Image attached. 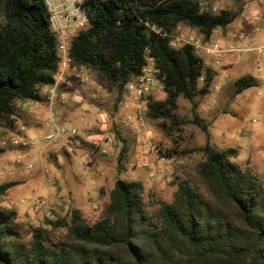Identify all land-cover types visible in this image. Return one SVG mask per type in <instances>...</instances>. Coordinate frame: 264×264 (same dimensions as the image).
<instances>
[{
	"label": "trees",
	"instance_id": "1",
	"mask_svg": "<svg viewBox=\"0 0 264 264\" xmlns=\"http://www.w3.org/2000/svg\"><path fill=\"white\" fill-rule=\"evenodd\" d=\"M84 6L90 25L73 38L74 62L113 85L121 106L126 85L151 54L165 96L147 97V117L169 135L186 122L176 116L179 98L195 112L217 72L192 45L173 47L164 33L183 25L209 38L244 9L214 12L198 0H85ZM59 59L45 1L0 0V130L16 127L22 103L45 101L42 88L55 81ZM234 84L240 94L260 80L244 74ZM194 117L208 135L194 149L204 157L193 177L177 182L172 202L146 200L141 180L118 177L104 218L91 223L72 206L67 215L45 216L28 241L16 210L0 206V264H264V183L235 160L236 148L212 144L207 124ZM76 139L90 145L83 134ZM155 149L163 157L182 154ZM17 184H0V198Z\"/></svg>",
	"mask_w": 264,
	"mask_h": 264
},
{
	"label": "rangeland",
	"instance_id": "2",
	"mask_svg": "<svg viewBox=\"0 0 264 264\" xmlns=\"http://www.w3.org/2000/svg\"><path fill=\"white\" fill-rule=\"evenodd\" d=\"M208 1L218 10H239L244 4L233 23L213 34V39L224 48L252 41L249 34L255 26L249 20L253 14L259 13L261 19L257 25L264 27L261 22L264 0ZM252 52L255 53L252 61L245 60L249 52H238L239 58L235 52H224L220 63L212 56L203 55L206 63L217 72L211 91L200 99L195 112L189 99L179 98L176 116L186 122L170 135L147 117V110L140 112L133 102L128 109L118 105L116 88L96 74H91L95 88L104 98L93 97L84 86L76 85L70 89L76 95V99L66 105L70 120L59 122L76 127L84 136L96 131L97 124L105 125L107 132L116 138V144L107 156L84 140L71 139L65 143L63 136L54 141L47 140L45 135L50 126L36 123L37 119H45V112L33 119L21 111L15 128L0 130V144L6 149L0 154V184L18 182L0 198V206L16 210L20 230L28 241L32 237V227L40 224L45 216L67 215L72 206L80 208L91 223L104 218L110 191L118 177L141 180L145 184L146 200L157 197L172 202L177 182L193 177L204 157L202 152L194 150L208 139L206 131L193 122L195 113L207 124L211 143L220 149L236 148L238 156L235 160L243 167L252 168L264 183V63L260 54ZM258 62L263 75L260 84L235 94L234 81L244 73L258 74ZM155 96L164 98L162 86ZM28 104H31L30 100L25 106ZM207 104H210L209 108ZM15 135H25L30 147L13 146L10 139ZM156 145L164 150L176 148L182 154L174 158L160 156L154 151ZM123 151L124 157L120 160ZM29 163L32 168L28 167Z\"/></svg>",
	"mask_w": 264,
	"mask_h": 264
},
{
	"label": "built area",
	"instance_id": "3",
	"mask_svg": "<svg viewBox=\"0 0 264 264\" xmlns=\"http://www.w3.org/2000/svg\"><path fill=\"white\" fill-rule=\"evenodd\" d=\"M47 10L50 13V27L56 35V47L60 56L58 62V70L55 74V81L48 86L42 88V95L45 97L47 114L45 119H37L36 123L44 127L50 126L45 138L54 141L58 137L63 136L64 142L69 143L71 139H76L81 135L80 131L73 126L60 123L58 120L55 104L60 102L68 104L76 99V95L69 90L77 86H84L89 90L93 97L104 98L95 88V80L92 75L83 67L78 66L70 55V47L74 36L85 30L90 25V18L85 9V0H44ZM202 6L208 5V0H198ZM214 12L218 11V7L211 6ZM259 13L253 14L249 22L253 23L259 20ZM169 36L170 43L173 47L184 45H192L201 55L212 56L216 63H220L221 55L224 52L237 53L256 51L262 57L264 63V40L254 42L250 40L243 41L238 46H230L224 48L220 42L213 39V35L206 38L205 35L183 25L177 26L173 31L164 33ZM258 74L256 78L262 79L261 63H256ZM160 80L156 74L155 58L149 54H145V64L140 74L131 80L125 88L121 107L130 108L133 102L138 110L145 111L148 109L147 97L155 95ZM69 91V95H67ZM261 94V92H258ZM207 108L210 104H207ZM25 127H22L24 130ZM90 145L96 149L101 155H109L115 144V135L107 132V128L103 124H97L96 131L85 135ZM11 144L16 147L27 149L30 147V141L25 135H15L11 137ZM156 152L157 150L154 149ZM20 162V159L18 160ZM32 168L31 163L28 164ZM45 203L44 200L41 201Z\"/></svg>",
	"mask_w": 264,
	"mask_h": 264
},
{
	"label": "crops",
	"instance_id": "4",
	"mask_svg": "<svg viewBox=\"0 0 264 264\" xmlns=\"http://www.w3.org/2000/svg\"><path fill=\"white\" fill-rule=\"evenodd\" d=\"M260 19H261V16H260ZM260 19L259 20H256L253 22V25L255 26L253 31L251 32V34H249L251 37H252V41L255 40L254 42H261L264 40V27H260L258 26L257 24H259L260 22ZM261 22H264V19L262 17V21ZM252 28V27H251ZM259 32V33H258ZM243 34H241L240 37H242ZM259 37V38H258ZM232 40H234V38H232ZM255 59V53L250 51L246 57H245V60H248V61H252ZM244 74H248V73H244ZM242 74V75H244ZM241 76V75H240ZM253 76H257V74L253 75ZM226 84L224 85H221L222 86H225ZM46 103H43V102H34V101H31V104H28L27 106H25V102L22 103V112L23 114L27 115V116H30L31 118H35V115H39L40 112H45V114H47V107H46ZM55 110L57 112V116H58V120L61 122V121H64V120H70L69 118V115H70V110L66 107L65 104H62L60 102H57L55 104Z\"/></svg>",
	"mask_w": 264,
	"mask_h": 264
}]
</instances>
